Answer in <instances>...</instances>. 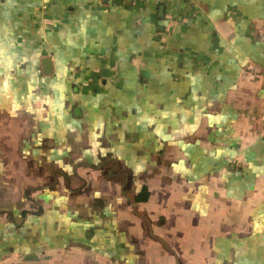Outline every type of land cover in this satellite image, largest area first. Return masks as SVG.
I'll use <instances>...</instances> for the list:
<instances>
[{
  "label": "crops",
  "instance_id": "1",
  "mask_svg": "<svg viewBox=\"0 0 264 264\" xmlns=\"http://www.w3.org/2000/svg\"><path fill=\"white\" fill-rule=\"evenodd\" d=\"M157 263L264 264V0H0V264Z\"/></svg>",
  "mask_w": 264,
  "mask_h": 264
},
{
  "label": "rangeland",
  "instance_id": "2",
  "mask_svg": "<svg viewBox=\"0 0 264 264\" xmlns=\"http://www.w3.org/2000/svg\"><path fill=\"white\" fill-rule=\"evenodd\" d=\"M257 212H259V210H255L254 212H253V214H255V215H257V216H255L254 218H253V222H252V225H257L258 224V220L260 221V217H259V214H256ZM43 220V219H42ZM51 217H46L43 221H42V225H43V227H44V229L45 230H47V232L45 231L44 232V236L45 237H52L51 235H55V237L57 238V237H63L64 235H63V233H64V231L66 230V228H67V224H66V222H64V221H62L61 220V222H64L62 225H61V227H60V231H58V230H55V231H51V229H50V226H52V224H51ZM115 222H117L116 220H115ZM60 223V222H59ZM66 226V227H65ZM47 228V229H46ZM66 232V231H65ZM195 234V236L197 235V233H194ZM110 236V234H108L107 232L105 233V236ZM145 235H146V230H145ZM215 236V235H214ZM72 237H74L75 238V240H78V239H80V238H82V239H84V236H81V234L79 233V234H77V233H75V234H73V236ZM207 238H209L210 239V241L211 240H214L215 239V237H212L210 234H206L205 235V239H207ZM208 239V240H209ZM92 240L94 241V237L92 238ZM78 242H80L79 240H78ZM169 244H172V242L171 241H169ZM211 244H209V243H205V244H202V250H203V252L204 253H207V256H211V249H207L209 246H210ZM259 245V244H258ZM108 245H104V247L106 248ZM172 246H173V244H172ZM214 246H216V245H214ZM159 251H160V255H162V248H160L159 247V249H158ZM257 251V250H256ZM82 250L81 251H78L77 253H72V255L74 256V257H82V256H84V254H82ZM158 257V256H157ZM160 262H162L161 260H160ZM157 264H163V263H157ZM166 264H169V263H166Z\"/></svg>",
  "mask_w": 264,
  "mask_h": 264
},
{
  "label": "trees",
  "instance_id": "3",
  "mask_svg": "<svg viewBox=\"0 0 264 264\" xmlns=\"http://www.w3.org/2000/svg\"><path fill=\"white\" fill-rule=\"evenodd\" d=\"M147 192L146 187L143 188V192ZM86 195L85 197L81 199H74L70 202H68L65 212H68V216H70V220L73 219V216H75V222L76 226H85L86 225V219L88 217L84 214H87L88 209H96L99 207V202H96L93 197ZM61 210V209H60ZM75 212V213H74ZM73 214V216H72ZM92 235V231L90 229H87V236Z\"/></svg>",
  "mask_w": 264,
  "mask_h": 264
}]
</instances>
